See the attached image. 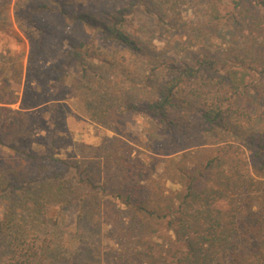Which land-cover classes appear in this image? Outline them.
Returning a JSON list of instances; mask_svg holds the SVG:
<instances>
[{
	"label": "trees",
	"instance_id": "trees-1",
	"mask_svg": "<svg viewBox=\"0 0 264 264\" xmlns=\"http://www.w3.org/2000/svg\"><path fill=\"white\" fill-rule=\"evenodd\" d=\"M20 1L15 11L17 19L28 4L40 3L17 0L16 4ZM48 1L54 5L62 2ZM118 1L125 4L116 6L117 2H113L116 7L106 13L103 21L94 15L61 12L68 23L88 27L92 33L89 41L72 44L71 57L85 73L72 78L74 83L86 78L87 51L94 43L139 51L127 32L128 22L138 8L154 16L171 35L181 22L180 4L184 0ZM219 1L205 0L199 23L184 25L188 44L210 41V29L222 25L225 10ZM48 3L37 4L34 11H53ZM231 3L225 29L230 30L232 37L224 51L204 50L201 61L189 64V53L180 49L185 62L158 61L150 68L144 84V91L147 86L154 90L145 111L157 118L164 131L172 136L181 134L186 140L175 142L166 153L154 152L145 161L139 155L132 159L120 140L113 145L102 143L104 148L80 145L81 153L75 160V176L80 181L71 179L66 172L42 175L37 168H24L25 162H56L67 167L63 160L40 157L26 150L37 135L34 129L44 130L35 118L40 112L49 111L48 117L56 124L57 108L66 100L64 96L41 98L30 94L31 89L40 86L38 79L34 85L40 72L34 67L36 56L28 57L20 98L8 91L0 99V153L6 155H0V200L11 198L0 215V264L55 263L48 228L56 225L59 215L70 207L76 212V220L86 218L116 229L126 247L116 252L117 264H264V124L262 127L258 123L264 112L253 106L263 102L264 92L250 82V72L264 65V0ZM21 30L31 43L37 41L34 32ZM4 60H0V65ZM7 65L13 75L21 74L18 65ZM12 81L17 82L15 76L0 78L1 88L9 87ZM1 88L0 94H4ZM17 103L18 108L9 107ZM133 107L126 104L120 112L125 114ZM118 112L112 105L96 106L92 117L108 122L116 119ZM192 123L215 138L229 132L237 142L225 147L213 144L215 149L208 150L211 147L206 149L204 144L207 135L189 134ZM111 130L120 136L116 127ZM101 140L97 139V144ZM88 149L94 151L93 156L89 152L86 155ZM89 164L98 171L89 173ZM158 166L162 167L160 174L156 172ZM167 182L178 188L169 191ZM82 184L93 188L92 192H84ZM53 209L55 216L50 214ZM159 228L168 232L171 244L162 257L154 254H162L155 240L159 238ZM140 246L145 248L143 252Z\"/></svg>",
	"mask_w": 264,
	"mask_h": 264
},
{
	"label": "rangeland",
	"instance_id": "rangeland-1",
	"mask_svg": "<svg viewBox=\"0 0 264 264\" xmlns=\"http://www.w3.org/2000/svg\"><path fill=\"white\" fill-rule=\"evenodd\" d=\"M204 1L184 0L180 4L181 22L176 24V32L172 35L165 31L163 24L156 22L154 16L145 14L143 10L138 8L131 21L128 22L127 32L134 38L139 51L134 52L113 44L100 45L94 43V46H90L87 51L86 78L77 80L74 83L72 78H79L85 73L80 67H77L71 57L74 53L72 44L89 41L92 33L88 27L79 26L78 28L68 23L61 12L64 11L69 15H94L100 21H103L107 12L112 11L116 6L125 4V1L62 0L59 5H54L48 3V0H40V3L50 4L51 8H54L53 11H34L36 5L40 4L34 2L21 9L22 11L17 19L16 7L19 8L22 1L16 4L17 0H0V60L6 59L0 65L3 66L0 67V78L15 76L17 81H12L7 88L2 89L0 86L4 93L0 94V99L5 98L8 91L15 92V96L20 98L24 88L27 61L31 54L36 56L34 67L40 72L34 85L38 82V79L40 86L36 85L31 89L30 94L33 96L37 94L41 98L66 97V100L57 108V112L55 111L56 124L48 117L49 111H42L35 118V122L40 124L38 126H43L44 130L37 131L34 129L33 132H36L37 135H35L33 141H30L32 143H29L30 146L26 150L29 152L34 151L35 155L40 157L63 160L68 168L56 162L49 165L45 163L29 165L25 162L24 168H30L31 170L37 168L38 172H43L42 175L66 172L71 179L78 181L77 175L75 176V160L81 153L80 145L104 148L102 143L113 145L118 143L117 140H120L123 143V149L126 148L125 150L131 153L132 159L139 155L138 157L145 161L147 160L146 157L154 154V152L166 153L175 142L186 140L185 136L181 134L172 136L169 131H164L157 118L145 111V104L152 99L149 97H152L154 90L147 86L144 91V84L149 77L150 68L156 66L158 61L170 62L169 60H175L177 63L185 62L179 53L180 49H186L189 53L191 58V61L187 60L189 64L195 62V60L201 61V53L204 50H211V53H214V51H224L226 49V42L231 40L232 37L229 34L230 30L225 29L228 28L225 26L228 20L226 12L233 6L231 0H220L218 2L225 10L222 14L225 18L221 26L210 29L211 40L188 44L187 27L184 25H191L192 22L199 23L202 18L201 8H203ZM24 2H30V0H24ZM113 2H117V5L114 6ZM19 17H21V20H19ZM21 28L34 32L33 36L36 37L37 41L31 43ZM8 63L18 65L21 74L13 75L12 68L7 65ZM5 64L6 66H4ZM256 68L255 72H250V82L255 84L254 86H257L259 91L264 92V65ZM3 69H5L4 73L2 72ZM74 96H78L80 99H75ZM8 98L10 99L9 96ZM262 98L261 101L264 102V94ZM263 102L258 105L254 102L255 105H253L255 108H259L258 112L260 113L264 112ZM110 104L115 110L119 111L116 119L104 122L99 118L92 117L94 107L99 106L102 108L111 106ZM126 104L134 106L133 110L121 114L120 110ZM18 106L19 103L9 107L16 109ZM258 123L260 126L264 124V113ZM191 126V130L188 131L190 135H207L205 131L198 128L196 123H192ZM111 127H116L120 136L117 137ZM208 135L204 141L206 149L209 146L211 147L208 150L215 149L212 148L213 144L219 145L220 143L222 147H225L237 142V138L229 132L220 133L216 138ZM97 139H102L100 145L97 144ZM26 143H23V145ZM183 146L185 147V145ZM190 150L192 153L194 152V149ZM87 152L90 156L94 155V151L91 149L86 150V155ZM0 155L6 157L2 153ZM12 157L16 158L15 155ZM90 160H92V157ZM18 162L22 163V161ZM102 162L100 161V167ZM251 164H253V160ZM89 165V173L98 171L94 164ZM161 170L162 167L158 166L156 169L157 174H160ZM91 182L96 183L94 180H91ZM81 186H83L84 192L88 189L92 192L91 189L93 188H90L89 185L82 184ZM166 188L171 191L176 190L178 187L167 182ZM94 189L96 190V188ZM3 199L0 200V215L7 206V202L11 200L10 197ZM55 211V209L51 210L50 214L55 216ZM56 223V225H50L48 228L52 234L50 238L53 242L51 253L56 258L53 264H117L116 252L120 253L126 249L122 245V237L118 236L116 229H112L111 226L105 224L89 221L86 218L80 221L76 220V212L73 207L64 210L59 215ZM158 237V239H155L158 242L157 249L161 250L162 254L157 252H154V254L156 257H159V255L162 257L165 248L171 247L168 241L169 234L164 228H159ZM140 249L142 252L145 250L141 246ZM2 251V248H0V254Z\"/></svg>",
	"mask_w": 264,
	"mask_h": 264
}]
</instances>
